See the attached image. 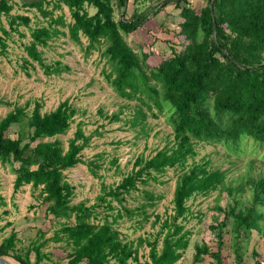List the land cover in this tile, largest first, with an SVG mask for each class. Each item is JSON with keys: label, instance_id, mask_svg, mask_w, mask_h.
Returning a JSON list of instances; mask_svg holds the SVG:
<instances>
[{"label": "trees", "instance_id": "trees-1", "mask_svg": "<svg viewBox=\"0 0 264 264\" xmlns=\"http://www.w3.org/2000/svg\"><path fill=\"white\" fill-rule=\"evenodd\" d=\"M129 1L29 0L23 7L36 10L46 25L33 28L29 15L8 13V27L0 26V54L5 53L7 39L14 33L26 37L20 31L25 27L30 31V41L23 45L27 58L22 66L29 70L36 63L47 75H61L67 69L61 62H47L43 49L49 42L68 36L82 44L81 38H86L88 54L99 50L107 58L110 70L106 79L118 96L137 102L133 127L143 126L146 133L148 118L164 116L173 135L172 141L153 156H138L121 184H103L97 202L87 207L84 202L73 204L76 187L66 179L65 172L88 164L101 178V165L85 163L82 158L93 135L87 136L80 123L67 147L59 137L71 128L75 107L69 100L49 113H42L43 105L38 102L30 113L29 105L15 107L0 120V163L9 165L15 173V191L26 185L40 190L48 204L47 213L60 226L50 239L39 230V238L24 254L16 252L18 233H11L0 244V257L12 258L16 264H64L43 251L52 241L70 249L65 264H177L189 248L192 235L183 224L191 212L188 202L220 191L228 198L225 207L219 201L216 206L224 218L214 216L210 225L219 249L213 252L207 243L196 244L194 263H202L205 255L222 263L224 230L231 225V248L237 263L246 264L242 242L253 231L264 237V174L253 175L259 151L264 149V0H208L199 10L190 0H161L160 5L145 10L141 9V0H133L135 9L127 18L122 9ZM6 2L0 0V14ZM173 2L183 19L178 34L188 43L180 53L173 50L159 66L150 68L149 55L140 46L138 51L134 49L127 37L144 26L150 15L158 16ZM64 7L70 11V23L64 15H54ZM89 8L96 12L91 15ZM116 8L121 15L117 18ZM105 118L110 122L121 120L120 113ZM14 124L20 127L16 139L7 135ZM26 138L29 141L23 144ZM205 144L223 145L234 155L250 154L248 171L228 182V171L215 168L210 158L202 163L194 161L198 147ZM113 164L117 165V160ZM169 169H181L182 173L173 194V213L164 218L155 212L164 195L144 187L161 182ZM133 192L140 193L134 209L127 207ZM6 205L0 195V207ZM126 217L135 219L138 229L154 217L152 227L160 228L151 234L153 239L140 236L129 240L118 228L119 221ZM144 245L150 248L149 260L141 263L140 249Z\"/></svg>", "mask_w": 264, "mask_h": 264}, {"label": "rangeland", "instance_id": "rangeland-1", "mask_svg": "<svg viewBox=\"0 0 264 264\" xmlns=\"http://www.w3.org/2000/svg\"><path fill=\"white\" fill-rule=\"evenodd\" d=\"M0 14V26L8 27L10 14L29 15L32 18L31 27L46 25L45 19L36 11L23 7L24 2L29 0H6ZM33 1V0H31ZM115 1V0H114ZM161 0H141V9H150L160 5ZM208 0H190L192 7L196 10L206 5ZM116 5V2H114ZM133 0L129 1L122 11L130 18L134 12ZM155 9L151 10L152 13ZM90 14L96 10L89 8ZM122 14V12H121ZM55 16L64 15L68 23L72 22L70 11L67 7L55 11ZM121 16L116 8V18ZM183 21L181 10L176 8L175 2L168 5L158 16L150 15V20L139 30L131 33L127 40L137 51L142 47L143 53L149 55L147 65L157 67L172 55L175 50L180 53L185 44L183 36H179V24ZM20 31L26 34L22 38L19 33L7 39V50L0 54V120L17 106H27L30 113L35 103H41L42 113L55 110L61 103L69 102L77 110L68 133L59 136L67 147L68 140L74 137L80 123L87 136L93 135L89 146L83 151L82 158L85 163L95 162L101 165L96 177L88 164H79L77 167L65 172L66 179L76 187L73 204L86 203L87 207L97 202L101 194L102 185L118 186L128 173H131L133 165L138 156L151 157L157 150L163 149L169 141H172V128L164 116L158 119L148 118L146 133L143 126L133 127L134 108L136 101H127L118 96L113 87L106 79V73L110 66L107 58L101 56V52L94 51L88 54L85 47L88 44L86 38L82 37V44L73 42L68 36H60L49 42L44 51V57L48 63L61 62L65 71L61 74L47 75L38 64L35 68H23V60L27 58L23 47L30 41V31L21 27ZM68 33V29H65ZM0 35L2 33L0 32ZM104 113V116L101 114ZM120 113L121 120L110 122L105 115ZM20 127L14 124L7 135L16 139ZM29 141L26 138L23 144ZM198 156L194 161L203 162L210 158L212 165L217 169L227 170V180H237L248 171L251 159L250 154H231L223 145H200ZM257 158V169L253 175L264 174V149L259 151ZM117 160V165L113 164ZM192 163V161H190ZM19 166L15 164V168ZM181 169H169L161 178L159 183L151 182L146 189H154L157 193L164 195L159 202L155 212L164 218L173 213L172 199L175 186ZM16 175L9 165L0 163V195L5 199L6 206L0 207V244L10 236L18 233L16 252L24 254L33 241L39 238V230L46 233L45 239H50L59 229L53 216L47 213V203L40 196V190H34L31 185H26L15 191L14 184ZM236 185L237 182H234ZM140 193H132L128 196L127 207L134 209L138 205ZM219 201V202H218ZM228 198L226 193L215 191L208 196H197L188 202L190 214L183 221L186 229L192 232L190 246L184 252L182 259L177 264H195V245L207 243L213 252L219 249V240L210 229L214 223V216L224 218L216 209L217 202L225 207ZM117 206V202H114ZM6 211V213H4ZM102 211V209H98ZM105 215V212H102ZM111 220V218H110ZM147 222L143 229L137 228V223L128 217L119 221V230L129 240H137L138 237L154 238L153 233L159 230ZM231 225L224 230V245L222 247L221 264H238L235 253L231 248ZM44 239V240H45ZM41 240V239H40ZM244 262L255 264L256 261L264 262V237L257 231H253L248 239L242 242ZM150 248L144 245L140 249L141 263L149 260ZM46 253H51L56 262L67 263V254L70 249L63 247V243H48L43 248ZM257 253V255H255ZM11 264H16L12 258L6 259ZM31 260H35L32 253ZM87 263V261H84ZM199 264H218L210 255L204 256V261Z\"/></svg>", "mask_w": 264, "mask_h": 264}, {"label": "water", "instance_id": "water-1", "mask_svg": "<svg viewBox=\"0 0 264 264\" xmlns=\"http://www.w3.org/2000/svg\"><path fill=\"white\" fill-rule=\"evenodd\" d=\"M0 264H11L6 259L0 257Z\"/></svg>", "mask_w": 264, "mask_h": 264}, {"label": "crops", "instance_id": "crops-1", "mask_svg": "<svg viewBox=\"0 0 264 264\" xmlns=\"http://www.w3.org/2000/svg\"><path fill=\"white\" fill-rule=\"evenodd\" d=\"M64 264H65V263H64ZM81 264H87V263H84V262H83V263H81Z\"/></svg>", "mask_w": 264, "mask_h": 264}]
</instances>
